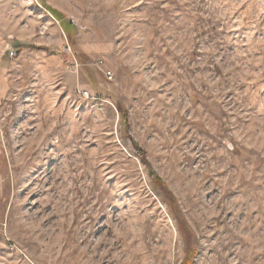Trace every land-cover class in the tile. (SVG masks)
<instances>
[{
  "label": "rangeland",
  "instance_id": "374dc122",
  "mask_svg": "<svg viewBox=\"0 0 264 264\" xmlns=\"http://www.w3.org/2000/svg\"><path fill=\"white\" fill-rule=\"evenodd\" d=\"M186 261L264 264V0H0V264Z\"/></svg>",
  "mask_w": 264,
  "mask_h": 264
},
{
  "label": "trees",
  "instance_id": "16d2710c",
  "mask_svg": "<svg viewBox=\"0 0 264 264\" xmlns=\"http://www.w3.org/2000/svg\"><path fill=\"white\" fill-rule=\"evenodd\" d=\"M71 26V25H70ZM156 182L159 184V186L163 189V191H164V193L166 194V196H167V198L170 200V201H172V202H174L175 200H174V196H173V194L168 190V188H167V186H165L166 184H164L162 181H161V179L160 178H157L156 179ZM186 264H189V262H187L186 261Z\"/></svg>",
  "mask_w": 264,
  "mask_h": 264
},
{
  "label": "built area",
  "instance_id": "2783aa9c",
  "mask_svg": "<svg viewBox=\"0 0 264 264\" xmlns=\"http://www.w3.org/2000/svg\"><path fill=\"white\" fill-rule=\"evenodd\" d=\"M84 95H85V96H88V93H87V92H85V93H84Z\"/></svg>",
  "mask_w": 264,
  "mask_h": 264
}]
</instances>
